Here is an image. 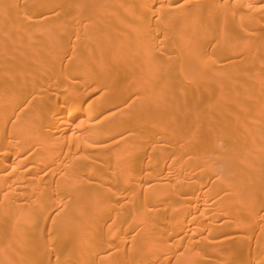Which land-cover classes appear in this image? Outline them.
<instances>
[{
  "label": "bare ground",
  "instance_id": "obj_1",
  "mask_svg": "<svg viewBox=\"0 0 264 264\" xmlns=\"http://www.w3.org/2000/svg\"><path fill=\"white\" fill-rule=\"evenodd\" d=\"M0 100V264H264V0H0Z\"/></svg>",
  "mask_w": 264,
  "mask_h": 264
},
{
  "label": "rangeland",
  "instance_id": "obj_2",
  "mask_svg": "<svg viewBox=\"0 0 264 264\" xmlns=\"http://www.w3.org/2000/svg\"><path fill=\"white\" fill-rule=\"evenodd\" d=\"M76 28V27H75ZM91 31V30H90ZM88 32V31H86ZM113 44V42H112ZM225 56L227 57V54H225ZM165 78V77H164ZM127 84H124L123 86L126 87ZM188 86H190L188 83L187 84H184V85H178V83L176 85H173L172 86V91L170 92V95L173 94V93H178L180 90H185L188 88ZM125 90V89H124ZM123 91V90H122ZM169 95V94H168ZM181 97L180 96H176L174 97V99H180ZM131 99H134V98H131ZM1 101V100H0ZM2 103V101L0 102V104ZM129 105V104H128ZM128 105H125L124 107H127ZM190 166H192L193 168V171L194 173H197L198 175H200L201 171L204 169L205 166H200L198 167L197 164H195V162H191L190 163ZM104 170V168H102ZM81 172H77L76 175L80 174ZM108 175V172H104V175L102 177H106ZM27 192V190H25L23 193Z\"/></svg>",
  "mask_w": 264,
  "mask_h": 264
}]
</instances>
